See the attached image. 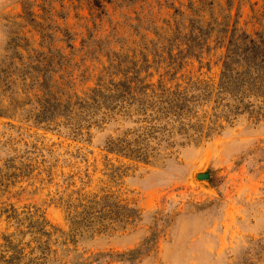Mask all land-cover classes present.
<instances>
[{
	"label": "rangeland",
	"instance_id": "obj_1",
	"mask_svg": "<svg viewBox=\"0 0 264 264\" xmlns=\"http://www.w3.org/2000/svg\"><path fill=\"white\" fill-rule=\"evenodd\" d=\"M263 13L264 0H0V236L10 208L67 231L68 201L113 194L136 221L78 236L62 264H264V119L180 135L191 83L216 84L228 31L252 34ZM124 77L176 92L187 127L147 138L151 118L63 107Z\"/></svg>",
	"mask_w": 264,
	"mask_h": 264
},
{
	"label": "trees",
	"instance_id": "obj_2",
	"mask_svg": "<svg viewBox=\"0 0 264 264\" xmlns=\"http://www.w3.org/2000/svg\"><path fill=\"white\" fill-rule=\"evenodd\" d=\"M228 34L217 83L194 82L188 88V92H194L188 93V135L187 131H180L188 142L207 139L221 127L222 122L229 123L244 113L250 115L254 122L264 119V21L252 34L236 27H232ZM38 80L43 99L40 105L44 112L48 100L55 99V93L48 88L44 77H38ZM112 82L110 84L114 89L103 92L101 86L91 88L84 93V97L75 95L74 101L72 95L67 94L63 107L70 111L75 106L79 113L86 112L89 116H95L102 109L105 111L102 120L110 118L112 112L134 117L137 121L151 118L154 125L140 127L141 135L147 138L163 136L167 130L155 123L160 124L164 120L177 125L172 127L175 132L187 127L183 121L186 101L161 82L153 85L126 77L117 83ZM196 108H201V111H196ZM66 204L67 231L50 225L42 217L27 214L22 220L13 208L6 210L9 220L13 222V231L0 236V264H62V256L69 255L68 246L76 243L78 236L124 229L135 222L139 214L135 208L120 204L113 194L100 197L77 194Z\"/></svg>",
	"mask_w": 264,
	"mask_h": 264
},
{
	"label": "water",
	"instance_id": "obj_3",
	"mask_svg": "<svg viewBox=\"0 0 264 264\" xmlns=\"http://www.w3.org/2000/svg\"><path fill=\"white\" fill-rule=\"evenodd\" d=\"M196 178L198 180H202V179H208L209 178V174L208 173H200L196 175Z\"/></svg>",
	"mask_w": 264,
	"mask_h": 264
}]
</instances>
